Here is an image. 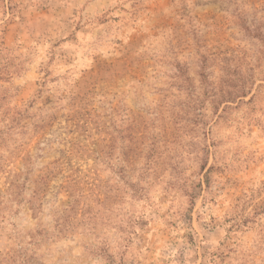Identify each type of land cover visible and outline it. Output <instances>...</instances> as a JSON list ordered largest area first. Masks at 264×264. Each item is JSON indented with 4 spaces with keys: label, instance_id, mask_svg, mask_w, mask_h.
Listing matches in <instances>:
<instances>
[{
    "label": "rangeland",
    "instance_id": "374dc122",
    "mask_svg": "<svg viewBox=\"0 0 264 264\" xmlns=\"http://www.w3.org/2000/svg\"><path fill=\"white\" fill-rule=\"evenodd\" d=\"M0 264H264V0H0Z\"/></svg>",
    "mask_w": 264,
    "mask_h": 264
},
{
    "label": "trees",
    "instance_id": "16d2710c",
    "mask_svg": "<svg viewBox=\"0 0 264 264\" xmlns=\"http://www.w3.org/2000/svg\"><path fill=\"white\" fill-rule=\"evenodd\" d=\"M204 94L206 95V94H207V92H205ZM215 95H216V94L214 93V95H213V96H215ZM194 101H195L196 103H197V102H199V95H198V97H197V98H195V99H194Z\"/></svg>",
    "mask_w": 264,
    "mask_h": 264
}]
</instances>
